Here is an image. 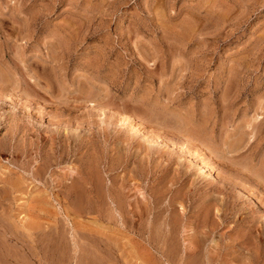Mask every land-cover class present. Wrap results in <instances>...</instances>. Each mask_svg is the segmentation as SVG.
<instances>
[{
  "label": "rangeland",
  "instance_id": "374dc122",
  "mask_svg": "<svg viewBox=\"0 0 264 264\" xmlns=\"http://www.w3.org/2000/svg\"><path fill=\"white\" fill-rule=\"evenodd\" d=\"M135 244L264 264V0H0V264H148Z\"/></svg>",
  "mask_w": 264,
  "mask_h": 264
},
{
  "label": "bare ground",
  "instance_id": "6f19581e",
  "mask_svg": "<svg viewBox=\"0 0 264 264\" xmlns=\"http://www.w3.org/2000/svg\"><path fill=\"white\" fill-rule=\"evenodd\" d=\"M54 120V119H53ZM126 120V119H125ZM128 121V120H127ZM53 123V122H52ZM121 124V123H120ZM127 126V125H126ZM134 126V125H133ZM138 126V125H137ZM142 128V129H144L143 127H142V125H140L139 124V128ZM132 128V127H131ZM132 130V129H131ZM136 132V131H135ZM138 133V132H137ZM147 133L150 135V136H153V137H156V134L154 133V132H151V131H147ZM169 141H171V140H169ZM171 143L172 144H174V142L173 141H171ZM186 149V146H185V148L182 146V147H180V150L182 151V152H187L188 154H190V156H192L193 157V159L196 161V169L199 171V172H201V174L203 173V175L206 177H208V176H210V174H211V172L214 170V166L209 162V161H207V158L205 157V156H203V155H201L200 153L198 154V153H196V152H190V151H188V150H185ZM193 151V150H192ZM215 173V172H214ZM220 178V177H219ZM97 182V181H96ZM241 187V186H240ZM85 189V188H84ZM109 191V190H108ZM114 192V191H113ZM87 193V192H86ZM105 196V195H104ZM102 198H104V197H102ZM252 198H254V197H252ZM110 199V198H109ZM112 199V198H111ZM108 200V199H107ZM106 200V201H107ZM112 201H114V199L112 200ZM117 201V200H116ZM122 202V201H121ZM74 203V202H73ZM112 203H114V202H111V204ZM113 205V204H112ZM123 205V204H122ZM122 205H121V203L120 204H117L116 206H117V208H116V210H117V213H115L116 215H113V213L112 214H110V215H102L101 216V214H99L101 217V219H105L106 221L105 222H107L108 224L111 222V221H113V223H115L116 224V222H117V224L116 225H120V223L122 224V222H123V224H125V220H126V218H124L125 220L124 221H122L121 220V217L123 218V216H125V215H123L122 214V211H121V209H122ZM116 206H114L113 205V208L114 207H116ZM128 206V205H127ZM111 207V206H110ZM91 208V207H90ZM112 208V209H113ZM107 209V208H106ZM110 209V208H109ZM124 209V208H123ZM151 209V208H150ZM114 210V209H113ZM127 210V209H126ZM98 211V210H97ZM104 211V210H103ZM115 211V210H114ZM107 212V211H106ZM110 212H113L112 210L110 211ZM157 212V211H156ZM83 213V212H82ZM89 213V212H88ZM102 213V212H101ZM128 213V212H127ZM127 213H126V215H127ZM125 214V213H124ZM128 214H130V213H128ZM144 215V214H143ZM82 216V215H81ZM131 216H132V214H131ZM131 216H129L130 218H132ZM97 217V216H96ZM147 217H148V215H147ZM136 218V217H135ZM140 218V217H139ZM143 218V217H142ZM144 218H145V215H144ZM154 218H156V217H154ZM86 219V218H85ZM100 219V220H101ZM133 219V218H132ZM149 219V218H148ZM156 220V219H155ZM168 220V219H167ZM166 220V221H167ZM82 221V220H81ZM97 221V220H96ZM131 221V220H130ZM145 221V220H144ZM143 221V222H144ZM149 221V220H148ZM147 221V222H148ZM164 221V220H163ZM163 221H162V223H163ZM80 222V221H79ZM134 222V221H133ZM138 222V221H137ZM146 222V223H147ZM170 222V221H169ZM85 223V222H84ZM97 223H99V222H97ZM132 223V222H131ZM131 223H129V224H131ZM139 223V222H138ZM165 223V222H164ZM163 223V224H164ZM168 223V222H167ZM92 224V223H91ZM112 224V223H111ZM127 224V223H126ZM148 224V223H147ZM162 224V225H163ZM114 225V224H113ZM115 225V226H116ZM154 225V224H153ZM123 226V225H122ZM121 225H120V229H121V227H122ZM131 225H129L128 227H130ZM138 226V225H137ZM145 227H146V225H144ZM148 226V225H147ZM117 227V226H116ZM119 227V226H118ZM149 227V226H148ZM123 228V227H122ZM134 228V227H133ZM168 228V227H167ZM170 228V227H169ZM108 229V230H107ZM107 229H105V228H101V230L97 233V234H95V236L93 235L92 237H94V239H95V241L97 242V244L99 245V247L102 249H100V252H103V253H105L106 252V248H102V246L103 245H106V241H107V239H108V235H109V237H110V232H111V229L112 228H110L109 227V225H108V227H107ZM127 229V228H126ZM128 229H132V228H128ZM127 229V230H128ZM135 229V228H134ZM145 229H147V228H145ZM86 230V229H85ZM113 230H115V229H113ZM138 230V233H139V235L140 236H142L143 238H145V236L147 235H145V233L147 232V231H145L144 229H137ZM136 230V231H137ZM148 230V229H147ZM167 230H169V229H167ZM166 229H165V227L163 228V227H161V225H158V226H153V228H152V226L149 228V230H148V235H147V243L149 244V245H151L153 242H155V244H156V246H157V248L159 249V251H162V254H165L167 257L168 256H174L176 253L174 252V246H172V245H170L169 243H168V237H167V231ZM117 231H120L119 230V228H118V230ZM120 232H123V231H120ZM125 232V231H124ZM123 232V233H124ZM137 233V232H136ZM175 233V232H174ZM87 234V233H86ZM85 234V235H86ZM135 235V234H134ZM172 237V236H171ZM51 239V238H50ZM140 240V239H139ZM173 240V239H172ZM52 241V240H51ZM89 241V240H88ZM132 241V240H131ZM142 241V240H141ZM140 241V242H141ZM183 241V240H182ZM195 241V240H194ZM137 242V241H136ZM170 242V241H169ZM192 242V241H191ZM135 243V242H134ZM143 243H144V241H143ZM146 243V242H145ZM177 244V243H176ZM193 244V243H192ZM191 244V245H192ZM147 245V244H146ZM204 245V244H203ZM153 246V245H152ZM155 247V246H154ZM150 247L148 246V247H146V248H142L140 245H137V244H135L134 246H133V249H132V251H133V253H135L136 255L135 256H137V257H139V258H145V261H147L146 259H148V264H160L159 263V261L156 259V257L155 256H153V252L152 251H150V249H149ZM153 248V247H152ZM187 248V247H186ZM199 248V247H198ZM43 249V248H42ZM148 249H149V251H148ZM152 250V249H151ZM157 250V249H156ZM194 250V249H193ZM202 250V249H201ZM186 252V251H185ZM194 252V251H193ZM196 253V252H195ZM178 254V253H177ZM192 254V253H191ZM194 254V253H193ZM156 255V254H155ZM181 255H183V254H181ZM187 255V254H186ZM164 256V255H163ZM179 256V255H178ZM184 256V255H183ZM194 256V255H193ZM161 257V256H160ZM185 257V256H184ZM192 257V256H191ZM166 258V257H165ZM174 258H175V256H174ZM179 258V257H178ZM188 258V257H187ZM211 258V257H210ZM173 259V258H172ZM181 259H184L182 256L178 259V261H176L174 264H185L187 261V259H186V257H185V261L184 260H181ZM191 259H193V257L191 258ZM167 260V259H166ZM174 260V259H173ZM161 261V260H160ZM172 261V260H171ZM195 261V260H194ZM208 261V260H207ZM170 262V261H169ZM168 262V263H169ZM204 262V261H203ZM211 262V261H210ZM209 262V263H210ZM197 263V262H196ZM186 264H194V263H192V262H188V263H186Z\"/></svg>",
  "mask_w": 264,
  "mask_h": 264
}]
</instances>
